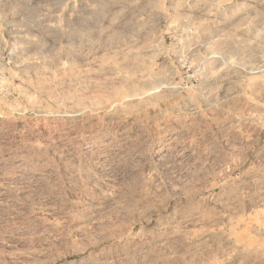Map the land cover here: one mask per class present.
I'll list each match as a JSON object with an SVG mask.
<instances>
[{
  "label": "rangeland",
  "instance_id": "374dc122",
  "mask_svg": "<svg viewBox=\"0 0 264 264\" xmlns=\"http://www.w3.org/2000/svg\"><path fill=\"white\" fill-rule=\"evenodd\" d=\"M0 264H264V0H0Z\"/></svg>",
  "mask_w": 264,
  "mask_h": 264
}]
</instances>
